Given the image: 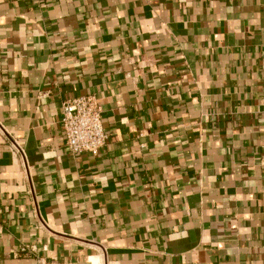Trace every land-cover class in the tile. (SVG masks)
Returning a JSON list of instances; mask_svg holds the SVG:
<instances>
[{"label": "crops", "instance_id": "1", "mask_svg": "<svg viewBox=\"0 0 264 264\" xmlns=\"http://www.w3.org/2000/svg\"><path fill=\"white\" fill-rule=\"evenodd\" d=\"M37 257L264 264V0H0V264Z\"/></svg>", "mask_w": 264, "mask_h": 264}, {"label": "built area", "instance_id": "2", "mask_svg": "<svg viewBox=\"0 0 264 264\" xmlns=\"http://www.w3.org/2000/svg\"><path fill=\"white\" fill-rule=\"evenodd\" d=\"M60 126L70 154H96L106 144L108 135L102 126V108L93 95H82L62 103ZM13 149L24 157L22 149L14 143ZM28 247H21L26 253ZM35 264H70L37 257Z\"/></svg>", "mask_w": 264, "mask_h": 264}]
</instances>
